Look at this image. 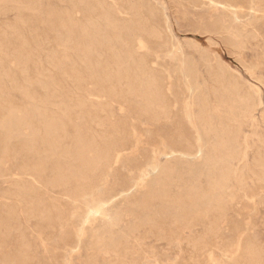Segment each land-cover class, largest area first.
<instances>
[{
    "label": "rangeland",
    "instance_id": "obj_1",
    "mask_svg": "<svg viewBox=\"0 0 264 264\" xmlns=\"http://www.w3.org/2000/svg\"><path fill=\"white\" fill-rule=\"evenodd\" d=\"M30 1L0 0V38L2 39L1 43H3L1 48L4 49L0 48V62L10 78V80L8 78L3 82L4 90L2 92L4 95L0 91V95H2L0 96V125L4 121L2 128L0 126V142L3 140V144H0V208L13 209L12 211L10 210L13 215L8 218V227L0 225V264H247L249 254L242 251V253H245L243 256L239 251L240 249H237L236 246L238 241L244 242L249 239L259 252L261 262L264 264V181L261 180L263 173L260 165L261 159H264V0H94V5L92 0ZM66 19L69 20L67 21ZM103 19L104 21H102ZM69 23L70 25H68ZM95 24L100 25L99 28H96L98 26ZM64 25L66 26L64 27ZM81 25L84 27H81ZM155 26L158 27L156 28ZM114 27H116V31ZM149 28L158 29L159 33L156 30L153 32ZM122 29L126 34H124L125 36ZM119 30L122 31L119 32ZM130 30L132 31L130 32ZM74 32L77 33L78 37H76L77 35ZM67 33L73 38V40H70L69 37L71 42L69 40L67 42ZM64 34L65 36L67 35L66 39L64 38L65 41L63 40ZM120 38H122V42ZM93 39L97 45L92 43ZM100 39H103V41L99 42ZM108 40L110 43H108ZM72 41L78 47L72 44ZM86 41L90 42V45L86 44ZM104 43L107 44L105 45ZM101 46H103V49ZM20 55H25L27 58L26 69H22L25 72H22L20 65H16V63H19L16 59L20 58ZM50 56L53 58L51 59ZM106 57H109L108 62L105 59ZM19 58L18 60H20ZM141 59L144 61L140 63ZM101 60L104 66L108 68L110 65L112 69L109 66L108 69L105 67V70L102 71L104 67L100 62ZM89 62L93 66H89ZM106 63L109 65L107 66ZM85 64L88 67H85ZM128 64L131 65L128 66ZM130 66H133L138 74L131 67L132 71ZM186 68L190 70H186ZM69 69L74 72L76 70L77 72H84L83 74L80 72L81 77H79L78 83L73 80L75 79L74 76L69 74L71 72ZM119 69H122V72ZM114 70L115 72H113ZM108 71L112 72V74ZM98 72L102 74L99 75ZM145 72L161 78L163 92H165L171 105L172 113L170 119L162 118L153 122L146 115L139 114L137 105H135L137 104V98L133 95L131 96V93L123 89L126 87L125 78L122 77L124 74L128 77H136V75H143ZM182 72L192 78L197 76L194 80L198 90L204 91L209 95L208 98H210L215 110L217 108L215 105L216 97L214 98L213 96L220 94V92L224 94L225 92L231 93V91V94H227L231 97L235 95L236 98L247 99L245 102V105H247L246 109L250 107L248 110L244 109L243 114L241 113L235 122L232 121L231 123V121L226 120L229 122L230 127L234 130L236 129L237 132L236 145L238 151L232 160V174L228 181V189L234 191L227 202V215L218 224V228L213 232L207 233L206 238L200 242L198 241L205 230V214L198 215L195 221L189 222L191 224L188 223V229L186 227L174 233L172 229L177 226L175 218L168 217L167 219L169 220H166L167 225L162 229L157 225H155L156 228H153L155 226L152 224L140 223L138 221V212L132 209L136 201L135 198H139L142 193L140 184L135 185L136 187L133 185L134 179L138 174L137 167L142 166L144 162V158H142L145 156L144 152L148 154L152 149L160 146V140L164 139V137L169 141L170 145L177 144L179 148L194 149V134H192L188 125H183L187 130L185 135L187 139L177 141L176 138L177 126L180 124L176 121L180 119L181 102L175 104L172 102L175 97L179 99L183 97L181 94L183 89L179 79L182 76ZM115 73L118 75L122 74V81H119L121 82L120 85L119 82L117 83V79L120 80V76L117 79L114 78L117 76ZM11 74L15 77L14 81ZM93 75H98L97 77L101 79ZM114 79L116 80L114 81ZM108 80L111 81L108 82ZM99 85L105 88H108L109 85L110 88L114 86V91L122 90L124 93L121 95H110L107 93L109 88H106V91L105 88ZM226 85H229V87H226ZM232 86L233 88H231ZM223 87L224 89L226 87V89L224 90ZM227 88L229 89L227 90ZM14 107L17 110L18 108L22 109L18 110L21 114ZM88 110L90 111L88 112ZM192 111L194 114L197 113L196 105H193ZM173 112H176L175 116ZM53 113L55 115H52ZM67 115H70L72 122ZM73 115L76 117L73 118ZM51 116L52 118H50ZM8 117L11 118L10 121H7V125L5 121L9 120ZM81 117L82 119H80ZM29 118L33 119V121L31 119L30 121ZM60 119L65 121L66 126L67 121L73 124L70 128V122H68L69 127L67 126L68 132L70 131L69 134L72 132L70 135L68 134L69 138L66 139L69 144L70 140L71 143L73 141V128L74 124L77 123V127L80 128L81 126L86 133L88 132L89 135H86L96 141L107 130H111L107 126L110 121L123 123L127 130L135 131L119 135L120 137H125L127 146L121 150L118 157L119 160L116 163L111 162L113 169L106 173L103 172L104 174L100 173L98 176L100 178L96 179L95 185L93 184L90 187V191L88 189L85 193L83 192L84 196L82 194L75 196L74 200L73 196H68L63 186L52 187L48 185V181L52 178L48 169L41 175L42 178L40 176L37 177L31 164L34 161L35 153L30 150L36 149L40 153L45 151L44 147L46 145L43 142L52 133V127ZM29 122H32L31 125ZM103 123L106 125H103ZM31 127H34L33 130L35 131ZM98 133L101 135L98 136ZM41 134L45 135L41 136ZM110 135L114 138H119L116 132H112ZM25 136L26 138H24ZM37 139L38 141L36 142ZM132 140L134 145H132ZM20 143H22V146ZM143 149L146 150L144 151ZM138 150L144 152L142 153ZM2 151H4L3 155L5 153L7 155L3 156ZM3 158L4 160L1 161ZM165 159L161 157V162H164ZM28 164L29 166H27ZM117 167H119L118 171ZM31 169H33V172ZM239 176L240 178H238ZM31 177H33L35 182ZM43 181L44 184H42ZM26 183L27 185L32 184L38 190L37 194L41 198H39V204H34L36 208L32 204L33 210L35 209L36 211H31L32 213L29 214L27 212L28 205L26 204L28 202L26 199L30 200L29 197L33 195L22 189ZM201 183L205 185L204 178H202ZM20 192L21 194L23 192L26 194L21 195ZM98 199L101 201H98ZM90 200L95 202L92 203ZM108 203L112 207L109 218L105 219L106 221L104 220L106 223L96 219L95 215L90 213V210L96 204L109 205ZM161 203L159 199L154 200L156 210L162 208L164 204ZM46 205L49 206L46 207ZM54 205L57 206V209ZM59 207L61 208L60 210ZM65 207L67 210H65ZM44 209H46L45 212ZM131 213L133 217L129 216ZM133 218L136 219L134 220ZM110 219L113 220L109 221ZM117 219L120 220V223ZM61 221H64V226ZM102 225L105 226L103 227ZM148 225H152V228ZM166 227L169 228L166 230ZM96 228L99 229L97 230ZM97 231L100 234L96 235ZM194 239H198V241L195 240L194 242ZM119 241L122 242L121 245ZM111 244H116L117 246ZM113 246L115 249H113ZM10 254H14V256ZM17 254L21 256L18 257L19 255ZM3 257H6V259ZM11 257L12 259H10ZM1 258L7 260V262ZM13 261L16 262L10 263Z\"/></svg>",
    "mask_w": 264,
    "mask_h": 264
},
{
    "label": "bare ground",
    "instance_id": "obj_2",
    "mask_svg": "<svg viewBox=\"0 0 264 264\" xmlns=\"http://www.w3.org/2000/svg\"><path fill=\"white\" fill-rule=\"evenodd\" d=\"M32 1V0H31ZM30 1V2H31ZM80 1V0H79ZM93 1V5L95 4L94 0ZM29 2V1H28ZM34 2V1H33ZM136 3V2H135ZM30 4V3H27ZM26 4V5H27ZM32 4V3H31ZM97 4V3H96ZM33 5V4H32ZM92 5V6H93ZM232 5V4H231ZM96 6V5H95ZM129 6V5H128ZM140 6V5H139ZM29 7V6H28ZM27 7V8H28ZM36 7V6H35ZM38 8V7H37ZM42 8V6H41ZM129 8V7H128ZM139 8V7H138ZM34 9V8H33ZM140 10V9H139ZM111 11V10H110ZM109 11V12H110ZM228 12V11H227ZM231 12V11H230ZM35 13V12H34ZM232 13V12H231ZM140 14V13H139ZM152 14V13H151ZM233 15V14H232ZM113 16V15H112ZM103 17V16H102ZM110 17V16H108ZM139 17V16H138ZM104 19H106L105 17H103ZM104 19L102 21H104ZM116 19V18H115ZM238 20V18H236ZM62 20V19H61ZM60 20V21H61ZM65 20V19H64ZM67 20V19H66ZM69 20V19H68ZM67 20V21H68ZM112 20V19H111ZM110 20V21H111ZM57 21V20H56ZM58 22V21H57ZM112 22V21H111ZM120 22V21H119ZM63 23V20H62ZM100 23V22H99ZM58 24V23H57ZM56 24V25H57ZM64 24V23H63ZM66 24V23H65ZM98 24V23H97ZM122 24V23H121ZM124 24V23H123ZM70 25V23L68 24ZM73 25L75 26L74 22ZM80 25V24H79ZM96 25V24H95ZM147 25V24H146ZM59 26V25H58ZM62 26V25H61ZM66 25H64L65 27ZM72 26V25H71ZM94 26V25H93ZM98 26V25H96ZM100 26V25H99ZM96 27V28H99ZM110 26V25H109ZM108 26V27H109ZM116 26V25H115ZM53 27V26H52ZM80 27V26H79ZM81 27H84L81 25ZM121 27V25H120ZM156 27V26H155ZM158 27V26H157ZM156 27V28H157ZM67 28V27H66ZM73 28V27H72ZM86 28V27H85ZM84 28V29H85ZM103 28V27H102ZM115 31H116V27H114ZM123 28V27H122ZM74 29V28H73ZM82 29V28H79ZM88 29V28H87ZM101 29V28H100ZM119 29V28H118ZM128 29V28H126ZM125 29V30H126ZM131 29V28H130ZM140 29V28H139ZM151 29V28H149ZM60 30V29H59ZM67 30V29H66ZM71 30V29H69ZM97 30V29H96ZM123 30V29H122ZM122 30H119V32H121ZM153 30V29H151ZM156 30V29H155ZM153 30V32L155 31ZM72 31V30H71ZM78 31V30H76ZM81 33V30H79ZM86 31V30H84ZM101 31V30H100ZM132 30H130L131 32ZM134 31V30H133ZM158 33V29L156 30ZM68 32V31H67ZM97 32V31H96ZM118 32V31H117ZM139 32V31H138ZM152 32V33H153ZM66 33V32H65ZM76 33V32H74ZM127 33V32H126ZM135 33V31H134ZM157 33V34H158ZM100 34V33H99ZM114 34V33H112ZM125 34L124 30H123V35ZM151 34V33H150ZM156 34V35H157ZM68 35V33H67ZM66 35V36H67ZM77 35V33H76ZM119 35V34H118ZM126 35V34H125ZM124 35V36H125ZM129 35V34H128ZM127 35V36H128ZM136 35V34H134ZM59 36H61V34H59ZM65 36V34H64ZM63 36V40L64 38L66 39V36ZM73 36V34H72ZM87 36V35H86ZM117 36V35H116ZM155 36V33H154ZM1 37V36H0ZM24 37V36H23ZM70 34L67 36V42L69 40ZM75 37V36H74ZM78 37V35L76 36ZM118 37V36H117ZM131 37V36H129ZM136 37V36H133ZM61 38V37H60ZM70 37V40H73V38ZM83 38V37H82ZM88 38V37H87ZM86 38V39H87ZM94 38V37H93ZM97 38H99L97 36ZM85 39V38H83ZM89 39V38H88ZM96 39V38H95ZM114 39H116L114 37ZM119 39V37H118ZM121 42H122V38ZM134 39V38H133ZM59 40V38H58ZM69 40V41H70ZM82 40V39H81ZM80 40V41H81ZM91 41V39H89ZM88 40V41H89ZM101 40L103 41V39H100L99 42H101ZM137 40V39H136ZM2 39L0 38V48L2 47L3 43H1ZM65 41V40H64ZM75 41V39H74ZM77 41V40H76ZM106 42V40H104ZM124 41V40H123ZM134 41V40H133ZM175 41V40H174ZM60 42V41H59ZM58 42V43H59ZM71 42V41H70ZM73 42V41H72ZM82 42V41H81ZM87 42V41H86ZM115 42V40H114ZM112 42V43H114ZM119 42V41H118ZM126 42V41H124ZM137 42H139L137 40ZM62 43V40H61ZM94 44H96V42H93ZM108 43H110V41L108 40ZM117 43V41L115 42ZM120 43V42H119ZM127 43V42H126ZM68 44V43H67ZM72 44L75 45V43L73 42ZM71 44V45H72ZM83 44V42H82ZM86 44L90 45V42H87ZM85 44V45H86ZM103 44V43H102ZM105 44V43H104ZM107 44V43H106ZM105 44V45H106ZM65 45V44H64ZM63 45V46H64ZM77 45V44H76ZM75 45V46H76ZM97 45V44H96ZM101 45V44H100ZM113 45V44H112ZM122 45V44H121ZM67 46V45H66ZM81 46V45H80ZM79 46V47H80ZM84 46V45H83ZM88 46V45H87ZM93 46V45H92ZM104 46V45H103ZM101 46V48L103 47ZM108 46H110L108 44ZM126 46V45H125ZM128 46V44H127ZM78 47V45H77ZM114 47V46H111ZM120 47V46H119ZM123 47V46H122ZM134 47V46H133ZM143 47V46H142ZM5 48V47H4ZM72 48V47H71ZM74 48V46H73ZM72 48V49H73ZM83 48V47H82ZM89 49V47H87ZM91 48V46H90ZM106 48V47H105ZM109 48V47H108ZM125 48V47H124ZM135 48V47H134ZM3 49V48H1ZM80 49V48H79ZM103 49V48H102ZM4 50V49H3ZM74 50V49H73ZM94 50V49H93ZM107 50V49H106ZM112 50V49H111ZM114 50V49H113ZM176 50V49H175ZM2 51V50H1ZM78 51V48H77ZM84 51V50H82ZM86 51V48H85ZM97 51H99L97 49ZM119 51V50H118ZM75 52V51H74ZM89 52H91L89 50ZM117 52V51H115ZM54 54V52H52ZM79 53V52H78ZM82 53V52H80ZM84 53V52H83ZM94 53V52H93ZM92 53V54H93ZM103 53V52H102ZM120 53V52H119ZM130 53V52H129ZM135 53V52H134ZM86 54V53H85ZM88 54V53H87ZM110 54V53H109ZM131 54V53H130ZM19 55V54H18ZM50 55V54H49ZM77 55V54H76ZM80 55V54H79ZM94 55V54H93ZM111 55V54H110ZM113 55V54H112ZM21 56V55H20ZM53 56V55H51ZM50 58L52 59L53 57ZM57 56V55H56ZM85 56V55H84ZM92 56V55H91ZM17 57V56H16ZM89 57V55H88ZM94 57V56H93ZM19 58V57H18ZM18 58L16 59V61H19V63H16V65H20L21 70L22 69H26V64H27V58L24 56H21L18 60ZM59 58V56H58ZM92 58V57H91ZM109 58V57H108ZM108 58L106 57L105 59H107L106 61L108 62ZM115 58V57H114ZM113 58V59H114ZM119 58V57H118ZM50 59V60H51ZM89 59V58H86ZM84 59V60H86ZM95 60V57L93 58ZM100 59V57H99ZM98 59V60H99ZM112 59V58H110ZM109 59V60H110ZM117 59V58H116ZM120 59V58H119ZM118 59V60H119ZM127 59V58H126ZM125 59V61H126ZM55 60V59H54ZM80 60V59H79ZM93 60V61H94ZM104 60V59H103ZM124 60V59H123ZM191 60V59H190ZM87 61V60H86ZM129 61V60H128ZM142 59L140 60L141 63ZM144 61V60H143ZM142 61V62H143ZM85 62V61H84ZM102 63V60L100 61ZM112 62V60H111ZM118 62V61H116ZM184 62V61H183ZM82 63V62H81ZM89 66L91 65V62H89ZM95 63V62H93ZM98 63V62H97ZM121 63V62H120ZM123 63V61H122ZM146 63V62H145ZM192 63V62H191ZM84 64V63H83ZM88 64V63H87ZM107 66L109 65L108 63H106ZM119 64V63H118ZM186 64V63H184ZM183 64V65H184ZM26 65V66H25ZM63 65V64H61ZM60 65V66H61ZM98 65V64H97ZM104 69L105 67L104 64L102 63ZM131 64H128V66ZM140 65V64H139ZM147 65V64H146ZM187 65V64H186ZM185 65V66H186ZM85 67L86 64L84 65ZM93 66V65H91ZM101 66V65H99ZM110 66V65H109ZM108 66V68H109ZM113 66V65H112ZM119 66V65H118ZM179 66V65H178ZM188 66V65H187ZM186 66V67H187ZM64 68V66H62ZM78 67V66H77ZM95 67V66H94ZM98 67V66H97ZM101 66V68H103ZM111 67V66H110ZM127 67V66H126ZM125 67V68H126ZM133 68V66H130V68ZM184 67V66H183ZM62 68V69H63ZM70 68V67H69ZM73 68V67H72ZM93 68V67H92ZM107 68V67H106ZM107 68V69H108ZM122 68V67H120ZM124 68V67H123ZM122 68V69H123ZM131 68V70H132ZM188 68H190L188 66ZM186 68V70L188 69ZM66 69V67H65ZM71 69V68H70ZM69 69V70H70ZM77 69V68H76ZM79 69V68H78ZM91 69V67H90ZM89 69V70H90ZM94 69V68H93ZM112 69V67H111ZM122 69L121 70L122 72ZM134 69V68H133ZM142 69V68H140ZM68 70V67H67ZM65 70V71H67ZM97 70V69H96ZM127 70V69H126ZM144 70V69H143ZM180 70V69H179ZM190 70V69H188ZM24 70H22L23 72ZM63 71V70H62ZM71 71V70H70ZM80 71V70H79ZM91 71V70H90ZM130 71V69H129ZM133 71V70H132ZM136 71V69H134V72ZM146 71V70H145ZM194 71V70H193ZM25 72V71H24ZM69 72V71H68ZM67 72V73H68ZM81 72V71H80ZM80 72H74L71 71L69 74L72 76H74L75 79H73L76 83H78L79 81V77H81ZM94 72V71H93ZM93 72H91V74H93ZM100 72V70H99ZM98 72V73H99ZM109 72V71H108ZM115 72V70L113 71ZM119 72V71H118ZM127 72V71H126ZM142 72V71H141ZM181 72V70H180ZM191 72V71H190ZM65 73V72H64ZM82 74L84 72H81ZM95 73V72H94ZM107 73V72H105ZM110 73V72H109ZM137 73V71H136ZM135 73V74H136ZM86 74V73H85ZM102 73H99V75ZM112 74V72L110 73ZM116 74V73H115ZM113 74V75H115ZM131 74V73H130ZM134 74V75H135ZM138 74V73H137ZM142 74V73H140ZM155 74V73H154ZM190 74V73H189ZM194 74V73H193ZM192 74V76H194ZM12 75V74H11ZM68 75V74H67ZM95 75V74H94ZM93 75V76H94ZM117 76L114 77L117 79V77L120 78L117 79V83L119 81H122V77H124L125 79V86L123 89L128 91L129 93H131V96L133 95L135 98H137V110L139 112V114H143L146 115L150 120L154 121H158L159 119L165 118V119H170L171 118V113L172 110L170 109V103L168 101V98L165 95V92H163L162 89V82H161V78L159 76L153 75L152 73L149 74L147 72H145L143 75H136V77L132 76V77H128L126 76V74H124L122 76L116 74ZM132 75V74H131ZM180 75V74H179ZM86 76V75H85ZM98 76V75H97ZM94 76V77H97ZM104 76V75H103ZM122 76V77H121ZM196 76V75H195ZM88 77V76H87ZM87 77H85L86 79H88ZM111 77V76H110ZM9 75L7 74L5 68L2 66L1 62H0V91L3 94V90H4V80L8 79ZM14 75H12V80L14 79ZM91 78V77H89ZM98 79H101L99 77H97ZM96 78V79H97ZM104 78V77H103ZM195 78V77H194ZM194 78L190 77V75L185 74L184 72H182V76L179 77L180 79V84L182 86V91L181 94L183 95V97L181 99L179 98H174L173 100V104L181 102V108H180V119L177 120L178 124V128H177V134H176V138L177 141L183 140V139H187L186 138V128L183 126L184 124L188 125L192 131V134H194L193 138H194V149H186V148H179V145L175 144V145H170L168 142V140H166V138L164 137V139L160 140V146H157L155 149H152L150 151V153L146 154L144 151L143 152L141 150H138L139 152L141 151L143 154H145V156H143L142 158H144V162L142 163V166H138L137 167V176L134 179V185H141V190L142 193L139 196V198H135V202L132 206V209L134 211L138 212V216H139V222L142 224L145 223H149L152 225H157L159 226L161 229L167 225V221L169 220L167 219L168 217H173V219L175 218L177 221V226L176 228L172 229V232L176 233L179 230H182L184 228L187 227L188 223L191 221H195L196 218H198V215L201 214H205V219L204 220L206 222L205 225V230L203 232V236L200 237L199 241L198 239H194L197 240L198 242L203 241V239L206 238V234L213 232L214 230H216V228H218V224L220 222L223 221V219L225 218L226 214V210H227V202L228 199L230 197V195H233V191L234 190H229L228 189V181L231 177L232 174V168H231V163L233 158L236 156L238 148L236 145V137H237V132L236 129L234 130L232 127H230V124L228 121H236V118L239 117V115L244 111V109H246L245 102L246 100L244 98H236V96H230L227 93L229 92H225L224 94H221L222 92H220V94L213 96L216 100V110L213 108V105L210 101V98H208L209 95H207L206 92L204 91H199L198 87L196 85V82L194 80ZM197 78V76H196ZM195 78V79H196ZM82 79V78H81ZM95 79V80H96ZM114 79V81L116 80ZM221 79V78H220ZM10 80V78H9ZM91 80V79H90ZM14 81V80H13ZM12 81V82H13ZM111 80H108V82ZM92 82V81H91ZM106 82V81H105ZM113 82V80H112ZM104 83V82H103ZM111 83V82H110ZM17 84V82H16ZM96 84V83H94ZM100 84V83H99ZM102 84V83H101ZM109 84V83H107ZM121 84V82H119V85ZM224 84V83H223ZM13 85H15L13 83ZM13 85H11L13 87ZM104 85V84H103ZM115 85V84H114ZM18 86V85H16ZM100 86V85H99ZM102 86V85H101ZM100 86V87H101ZM229 87V85H226V87ZM117 88H120L119 86H116ZM115 87V89H116ZM225 87V89H226ZM102 88H105L104 86H102ZM107 88V87H106ZM105 88V89H106ZM109 88V89H108ZM108 91L107 93H109L110 95H121L124 93V91L122 90H113V88H110V85L108 86ZM233 88V86L231 87ZM101 89V88H100ZM104 89V91H105ZM121 89V88H120ZM224 89V87H223ZM224 89V90H225ZM229 88H227L228 90ZM236 89V88H235ZM102 90V89H101ZM202 90V88H201ZM220 90H222L220 88ZM233 90V89H232ZM118 91V92H116ZM120 91V92H119ZM125 91V92H126ZM223 91V90H222ZM235 91V90H233ZM5 92V91H4ZM97 92V91H96ZM232 93V91H231ZM229 93V94H231ZM237 93V91H236ZM106 94V92H105ZM239 94V93H238ZM237 94V95H238ZM4 95V94H3ZM2 96V95H0ZM246 96V94H245ZM247 97L249 98V96L247 95ZM212 100V99H211ZM249 100V99H248ZM252 100V97H251ZM80 101V100H79ZM65 102V101H64ZM213 102V101H212ZM66 103V102H65ZM63 103V104H65ZM248 104V102H247ZM12 105V104H11ZM66 105V104H65ZM193 105H196L197 107V113L194 114L192 111V107ZM252 105V104H251ZM62 107V106H61ZM68 107V106H67ZM71 107V106H70ZM15 108V107H14ZM34 106L32 107L33 110ZM69 108V107H68ZM250 109V107H248ZM248 108L246 110H248ZM8 109V108H7ZM16 109V108H15ZM31 109V108H30ZM70 109V108H69ZM10 110V109H9ZM14 110V109H13ZM17 110V109H16ZM18 110H22L20 108H18ZM17 110V112H18ZM65 110V109H64ZM84 110V109H83ZM24 111V110H23ZM46 111V110H45ZM62 111V110H61ZM71 111V110H70ZM90 110H88L89 112ZM12 112V111H11ZM15 112V111H14ZM16 112V113H17ZM28 112V111H27ZM26 112V113H27ZM63 112V111H62ZM69 112V110H68ZM93 112V111H92ZM6 113V112H5ZM20 113V112H18ZM23 113V112H22ZM26 113H25V117H26ZM71 113V112H70ZM176 112H173V115L175 116ZM10 114V113H9ZM21 114V113H20ZM43 114V113H42ZM46 114V113H45ZM87 114V113H86ZM92 114V113H91ZM96 114V113H95ZM138 114V115H139ZM243 114V113H242ZM19 115V114H18ZM52 115H55L54 113ZM57 115V114H56ZM79 115V114H78ZM84 115V114H83ZM227 115V116H226ZM24 116V114H23ZM38 116V115H36ZM50 116V115H49ZM58 116V115H57ZM63 116V115H62ZM66 116V115H65ZM80 116V115H79ZM87 116V115H86ZM94 116V115H93ZM96 116V115H95ZM4 117V116H3ZM7 117V116H6ZM68 119H70V115H67ZM72 117V116H71ZM76 117V116H75ZM73 115V118H75ZM97 117H99L97 115ZM145 117V116H144ZM9 118V117H8ZM11 118V117H10ZM6 120V124L8 125ZM15 118V117H14ZM24 119V117H22ZM27 118V117H26ZM49 118V117H48ZM52 118V116L50 117ZM58 118V117H57ZM62 118V117H61ZM86 118V117H83ZM88 118V117H87ZM93 118V117H90ZM4 119V118H3ZM31 118H29L30 120ZM35 119V118H34ZM55 119V116H54ZM82 119V117L80 118ZM95 119V118H94ZM93 119V120H94ZM148 119V120H149ZM174 119V117H173ZM264 119V118H263ZM17 120V119H16ZM27 120V119H26ZM33 121V119H31ZM30 120V121H31ZM48 120V119H47ZM56 120V119H55ZM79 120V119H78ZM98 120V118H97ZM106 120V119H105ZM228 120V121H226ZM12 121V120H11ZM37 121V119H36ZM42 121V120H41ZM49 121V120H48ZM71 121V119H70ZM67 121V126L69 125ZM100 121V120H99ZM98 121V122H99ZM4 121H2L3 123ZM16 122V121H15ZM23 122V121H22ZM40 122V121H39ZM50 122V121H49ZM72 122V121H71ZM70 122V128H71V124ZM81 120L79 121L80 124ZM101 122V121H100ZM2 123H1V128H2ZM26 123V122H25ZM32 123V122H31ZM31 123L29 122V124L31 125ZM38 123V122H36ZM75 123V122H74ZM85 123V122H82ZM96 123V122H95ZM10 124V123H9ZM14 124V123H13ZM21 124V123H20ZM23 124V123H22ZM49 124V123H47ZM78 124V123H77ZM77 124H74V128H73V141L71 143L70 140V144L67 143L66 139L69 138L68 136L72 133L69 134L68 132V127L65 125V121L60 119L59 122L52 127V133L49 135V137L45 140V145L46 147H44L45 151L40 153L38 152L36 149H31L30 151H34L35 153V158L34 161H32V167L35 170V173L38 176L41 177V175L44 173L45 170H49L51 172L52 178L48 181V185H51L52 187L54 186H63L65 188V191L67 192L68 196L71 197L73 196V200L75 199V196H78L80 194L83 195V192L85 193V191H87L89 189L90 191V187L94 184L95 185V181L98 178V176L100 175V173H106L108 172L110 169L112 170L113 167L111 166V162H117L118 157L120 155L121 150L125 149V146H127L126 141H125V137H120L121 135H125L127 134V132L132 131L135 132L133 130H127V127L125 125H123V123H115V122H109L107 123L108 129H111L110 131L112 132H116L119 136V138H114L112 137L110 134L112 132L108 131L106 133H104L103 131V135H99L100 139L98 141H96L95 139L87 136L86 134H88V132L86 133L84 131L83 128L77 127ZM102 124V123H101ZM105 123H103L104 125ZM24 125V124H23ZM26 125V124H25ZM36 125V124H35ZM32 125V126H35ZM50 125V124H49ZM76 125V127H75ZM88 125V123H87ZM85 125V126H87ZM106 125V124H105ZM11 126V125H10ZM39 126V125H37ZM41 126V125H40ZM46 126V125H45ZM51 126V125H50ZM79 126V125H78ZM84 126V125H83ZM82 126V127H83ZM100 126V125H99ZM233 126V125H232ZM240 126V125H239ZM27 127V126H26ZM25 127V128H26ZM36 127V126H35ZM241 127V126H240ZM5 128V127H4ZM3 128V129H4ZM23 128V127H22ZM32 128V127H31ZM38 128V127H37ZM36 128V129H37ZM44 128V126H43ZM14 129V128H13ZM34 129V127L32 128V130ZM46 129V128H45ZM48 129V128H47ZM163 129V128H162ZM7 131V129H5ZM9 130V128H8ZM11 130V129H10ZM20 130V129H19ZM22 130V129H21ZM39 130V129H38ZM44 130V129H43ZM102 130V129H101ZM105 130V129H104ZM164 130V129H163ZM3 131V130H2ZM16 131V130H15ZM35 131V130H33ZM41 131V130H39ZM39 131H37L39 133ZM48 131V130H47ZM46 131V132H47ZM90 131V130H89ZM173 131V130H172ZM176 131V130H175ZM239 131V130H238ZM22 132V131H21ZM36 132V133H37ZM96 132V130H95ZM101 132V133H102ZM3 133V132H2ZM32 133V132H30ZM35 133V132H34ZM94 133V132H93ZM69 134V135H68ZM91 134V133H90ZM115 134V133H114ZM20 135V134H18ZM28 135V133H27ZM30 135V134H29ZM35 135V134H33ZM32 135V136H33ZM38 135V134H36ZM45 135V134H41ZM89 135V134H88ZM93 135V134H92ZM96 135V133H95ZM113 135V134H112ZM24 136V135H23ZM30 136V137H32ZM40 136V137H41ZM97 136V137H98ZM116 136V135H115ZM134 136V135H133ZM148 136V135H147ZM166 136V135H165ZM38 137V136H37ZM95 137V136H93ZM260 137V136H259ZM1 138V137H0ZM4 138V137H3ZM21 138V137H20ZM26 138V136L24 137ZM147 138V137H146ZM262 138V136H261ZM23 139V138H22ZM71 139V138H70ZM263 139V138H262ZM261 139V140H262ZM69 140V139H68ZM138 140V139H137ZM260 140V139H259ZM264 140V139H263ZM3 142V140H1ZM38 141V139L36 140V142ZM2 142H0V144H3ZM23 142V140H22ZM32 142V141H31ZM129 142V141H128ZM135 142V141H134ZM147 142V141H146ZM260 142V141H259ZM12 143V141H11ZM136 143V142H135ZM149 143V141H148ZM5 144V143H4ZM22 146V143H20ZM137 144V143H136ZM7 145H8V141H7ZM19 145V144H18ZM24 145V143H23ZM44 145V144H43ZM132 145L133 144V140H132ZM11 146V145H9ZM8 146V147H9ZM20 146V145H19ZM28 146V143H27ZM34 146V145H33ZM35 147V146H34ZM38 147V144H37ZM40 147V146H39ZM7 148V147H6ZM5 148V149H6ZM41 148V147H40ZM22 149V148H21ZM30 149V148H28ZM39 149V148H37ZM141 149V148H140ZM2 150V148H1ZM7 150V149H6ZM10 150V149H9ZM14 150V149H13ZM20 150V149H19ZM32 151V152H33ZM2 151V155H3ZM26 152V151H25ZM28 152V151H27ZM131 152V151H130ZM31 153V152H30ZM6 154V153H5ZM4 154V155H5ZM13 154V153H12ZM29 154V153H27ZM134 154V153H133ZM140 154V153H139ZM138 154V155H139ZM3 155V156H4ZM7 155V154H6ZM10 155V152H9ZM25 155V154H24ZM130 155V154H128ZM137 155V157H138ZM11 156V155H10ZM27 156V155H26ZM31 156V155H30ZM135 156V155H134ZM25 157V156H24ZM28 157V156H27ZM161 157L166 158L164 162H161ZM30 158V157H28ZM25 158V159H28ZM126 158V156H125ZM135 158V157H134ZM255 158V157H254ZM262 158V157H261ZM6 159V158H5ZM8 159V157H7ZM127 159V158H126ZM4 158L1 160L3 161ZM125 160V159H124ZM31 161V160H30ZM26 162V161H24ZM2 163V162H1ZM30 164V165H31ZM127 164V163H126ZM125 164V165H126ZM25 165V164H24ZM22 165V166H24ZM135 165V164H134ZM260 165L262 168V173H263V178L261 180L264 181V159H261L260 161ZM29 166V164L27 165ZM125 167V166H124ZM22 168V167H21ZM20 168V169H21ZM28 168V167H27ZM132 168V167H131ZM25 169V168H24ZM31 169V171L33 170ZM115 169V167H114ZM119 167H117V171H118ZM27 170V169H26ZM127 170V169H126ZM131 170V169H130ZM24 171V170H23ZM28 171V170H27ZM26 171V172H27ZM30 171V170H29ZM115 171V170H114ZM25 172V173H26ZM33 172V171H32ZM24 173V172H23ZM34 173V174H35ZM103 173V174H104ZM113 173V172H112ZM119 173V172H118ZM27 174V173H26ZM35 175V176H36ZM46 175V174H44ZM117 175V174H115ZM121 175V174H120ZM237 175V174H236ZM106 176V175H105ZM134 176V175H133ZM132 177V176H131ZM260 177V176H257ZM42 178V177H41ZM45 178V177H43ZM100 178V177H99ZM98 178V179H99ZM116 178V177H115ZM202 178H204L205 180V185H203L201 183ZM240 178V176L238 177ZM32 180L33 177H31ZM46 179V178H45ZM107 179V178H106ZM30 180V181H32ZM38 180V179H37ZM115 181V180H114ZM29 182V181H28ZM35 182V180H34ZM99 182V181H98ZM117 182V181H116ZM38 183V182H37ZM114 183V182H113ZM44 184V181L43 183ZM240 184V182H239ZM25 185V184H24ZM35 185V184H34ZM47 185V184H46ZM100 185V183H99ZM115 185V184H114ZM23 186V185H22ZM131 186V185H130ZM136 187V186H135ZM63 188V189H64ZM96 188V187H95ZM101 188V187H100ZM103 188V186H102ZM23 190H25L26 192L31 193L33 196L29 197L30 200H27L26 202L28 205L27 208V212L32 213L34 210L33 208H36V205L39 204L40 202V195L37 194L38 190L35 189V187L32 184H28L26 183L25 186L22 187ZM21 189V190H22ZM107 189V188H105ZM233 189V188H232ZM92 190V188H91ZM110 190V189H109ZM108 190V191H109ZM112 190V189H111ZM19 191V188H18ZM63 193V192H62ZM89 193V192H88ZM104 193V191H103ZM107 193V192H106ZM110 193V192H109ZM114 193V192H113ZM132 193V192H131ZM18 194V193H17ZM21 194V192H20ZM22 194H26L25 192H23ZM21 194V195H22ZM87 194V193H86ZM116 194V193H115ZM121 194V193H120ZM126 194V193H125ZM38 195V196H36ZM81 195V196H82ZM109 195V194H108ZM129 195V194H127ZM84 196V195H83ZM105 196V194H104ZM117 196V194H116ZM114 195V197H116ZM80 197V196H79ZM101 197V195H100ZM40 198V199H39ZM78 198V197H77ZM102 198V197H101ZM106 198V197H105ZM80 199V198H78ZM77 199V200H78ZM97 199V198H95ZM104 199V198H103ZM102 199V200H103ZM111 199V198H110ZM159 199L162 203L164 204L162 206V208L160 210H156L155 208V204H154V200ZM71 200V198H70ZM134 200V199H132ZM231 200V199H230ZM229 200V201H230ZM91 201V200H90ZM98 201H101L98 199ZM109 201V200H108ZM113 201V200H112ZM232 201V200H231ZM49 202V201H48ZM52 202V201H51ZM82 202V201H81ZM92 203H94L95 201H91ZM106 202V201H105ZM115 202V201H114ZM247 202V201H246ZM74 203V202H73ZM80 203V202H79ZM89 203V202H87ZM91 203V204H92ZM23 204V203H22ZM32 204L34 206V204H36L34 207H32ZM54 204V202H53ZM52 204V205H53ZM109 205H99L96 204L91 210L90 213L92 215H95L94 217H96V219L100 220V221H104L105 219H108L110 216V209L112 207V205L110 203H108ZM129 204V203H128ZM50 205V204H49ZM49 205H46L49 206ZM60 205V204H59ZM78 205V204H77ZM132 205V204H130ZM56 206V205H54ZM58 206V204H57ZM56 206V209H57ZM92 206V205H91ZM89 206V207H91ZM246 206V205H245ZM73 207V206H72ZM79 207V206H77ZM82 207V206H81ZM128 207V205H127ZM80 208V207H79ZM124 208V207H123ZM48 209V208H47ZM61 208L59 207V210ZM76 209V208H75ZM130 209V208H128ZM131 209V210H132ZM13 209L10 208H0V225H4L3 227H8L7 225V221L8 218H10L13 214L11 211ZM24 210V209H23ZM46 209H44L45 212ZM58 210V211H59ZM65 210H67V208L65 207ZM77 210V209H76ZM80 210V209H79ZM83 210H85L83 208ZM121 210V209H120ZM124 210V209H123ZM126 210V209H125ZM32 211V212H31ZM36 211V210H35ZM62 211V210H61ZM60 211V212H61ZM73 211V210H72ZM86 211V210H85ZM84 211V212H85ZM14 212V211H13ZM40 212V211H37ZM87 212V211H86ZM113 212V211H112ZM117 212V211H116ZM128 212V211H127ZM24 213H26V211H24ZM43 213V212H42ZM77 213V212H76ZM124 213V212H122ZM121 213V215H122ZM133 213V212H132ZM129 214V216H132ZM4 214V215H3ZM27 214V213H26ZM39 215V213H37ZM62 214V213H61ZM79 214V213H78ZM116 214V213H115ZM134 214V213H133ZM63 215V214H62ZM112 215H114L112 213ZM118 215V214H117ZM49 216V215H48ZM51 216V215H50ZM91 216V215H90ZM124 216V215H123ZM126 216V215H125ZM136 216V215H135ZM47 217V216H46ZM53 217V214H52ZM63 217V216H62ZM69 217V215H68ZM67 217V219H68ZM133 217V216H132ZM15 218V217H14ZM41 218V217H40ZM49 218V217H48ZM77 218V217H76ZM91 218V217H89ZM93 218V217H92ZM112 218V217H111ZM116 218V217H115ZM118 218V216H117ZM122 218V217H121ZM12 219V218H11ZM43 219V218H42ZM50 219V218H49ZM52 219V218H51ZM58 219V218H57ZM66 219V218H65ZM120 219V218H119ZM117 219V221L119 220ZM134 219V218H133ZM132 219V220H133ZM136 219V218H135ZM134 219V220H135ZM113 219H110L109 221H111ZM130 220V219H129ZM131 220V221H132ZM201 220V218H200ZM44 221V220H43ZM88 221V220H87ZM99 221V222H100ZM106 221V220H105ZM104 221V222H105ZM108 221V220H107ZM137 221V220H136ZM135 221V223H137ZM175 221V220H174ZM175 221V222H176ZM62 222V221H61ZM64 222V221H63ZM62 222V223H63ZM98 222V223H99ZM101 222V224H102ZM59 223V222H58ZM67 223V222H66ZM97 223V222H96ZM106 223V222H105ZM103 223V224H105ZM110 223V222H109ZM120 223V220H119ZM61 224V223H59ZM85 224V223H84ZM117 224V223H116ZM126 224V223H125ZM130 227H131V223L129 222ZM138 224V223H137ZM136 224V226H137ZM191 224V223H189ZM196 224V223H195ZM96 225V224H95ZM152 225L149 226L152 228ZM173 225V224H172ZM171 225V226H172ZM62 226V224L60 225ZM59 226V227H60ZM64 226V223H63ZM81 226V225H80ZM97 226V225H96ZM103 227L105 225H102ZM107 226V225H106ZM113 226V224H112ZM116 226V225H115ZM134 226V225H132ZM139 226V224H138ZM169 226V225H168ZM98 227V226H97ZM100 227V226H99ZM119 227V226H117ZM95 228V227H94ZM113 228V227H112ZM111 228V230H112ZM115 228V227H114ZM129 228V227H128ZM145 228V226H144ZM153 228H156L153 227ZM169 228V227H168ZM167 227L165 228L166 230L168 229ZM172 228V227H171ZM60 229V228H59ZM82 229V228H81ZM97 230L99 228H96ZM104 229V228H103ZM127 229V228H126ZM150 229V228H149ZM164 229V230H165ZM188 229V227H187ZM236 229V228H235ZM106 230V229H105ZM103 230V231H105ZM130 230V229H129ZM134 230V229H132ZM171 230V229H170ZM203 230V229H202ZM110 231V230H109ZM114 231V229H113ZM122 231V230H121ZM128 231V230H127ZM151 231V230H150ZM155 231V230H154ZM162 231V230H160ZM82 233V231H80ZM93 232V231H92ZM112 232V231H111ZM119 232V231H118ZM124 232V231H123ZM157 232V231H156ZM216 232V231H215ZM94 233V232H93ZM104 233V232H103ZM110 233V232H109ZM114 233V232H113ZM125 233V232H124ZM130 233V232H129ZM160 233V232H159ZM170 233V232H169ZM173 233V234H174ZM97 234H100L96 233ZM105 234V233H104ZM107 234V233H106ZM88 235V234H87ZM111 235V234H109ZM120 235V233H119ZM123 235V234H122ZM162 235V234H161ZM172 235V233H171ZM210 235V234H209ZM216 235V234H215ZM84 236V235H83ZM105 236V235H104ZM113 236V234H112ZM115 236V235H114ZM117 236V235H116ZM121 236V235H120ZM119 236V237H120ZM128 236V235H127ZM126 236V237H127ZM80 237V236H79ZM103 237V236H102ZM100 237V238H102ZM124 237V236H123ZM125 237V240H126ZM210 237V236H209ZM97 238V237H96ZM105 238V237H104ZM114 239V237H113ZM120 239V238H119ZM124 239V238H123ZM96 240V239H95ZM99 240V239H98ZM97 240V242H98ZM115 240V239H114ZM121 240V239H120ZM81 241V240H80ZM79 241V242H80ZM101 241V240H100ZM99 241V242H100ZM107 241V240H105ZM196 241V242H197ZM93 242V241H92ZM109 242V241H108ZM107 242V243H108ZM114 242V241H113ZM112 242V243H113ZM116 242V241H115ZM121 242V241H119ZM118 242V245H119ZM96 243V242H95ZM111 243V242H110ZM102 244V243H101ZM100 244V245H101ZM122 244V242L120 243V245ZM92 245V244H91ZM99 245V246H100ZM103 245H105L103 243ZM108 245V244H107ZM110 245V244H109ZM114 245V244H111ZM116 245V244H115ZM114 245V246H115ZM119 245V246H120ZM94 246V245H93ZM113 246V247H114ZM117 246V245H116ZM102 247V246H101ZM108 247V246H107ZM237 249H240L239 251L242 253H248L249 257L247 260V264H262L261 259H260V254L259 252L255 249L254 244L249 240L246 241H238L237 243ZM26 248V247H25ZM28 248V247H27ZM105 248V247H104ZM103 248V249H104ZM118 248V247H117ZM122 248V247H121ZM100 249V248H99ZM102 249V248H101ZM111 249V248H110ZM109 249V250H110ZM115 249V247L113 248ZM112 249V250H113ZM97 250V249H96ZM107 250V249H106ZM116 251V250H115ZM118 251V250H117ZM107 252V251H106ZM105 252V253H106ZM114 252V251H113ZM112 252V253H113ZM119 252V251H118ZM116 253V252H115ZM240 253V254H241ZM245 253H242V255L244 256ZM11 255V254H10ZM19 255V254H17ZM241 255V256H242ZM11 256H14L11 255ZM21 255H19L18 257H20ZM242 256V257H243ZM241 257V258H242ZM4 258V257H3ZM15 258V257H13ZM244 258V257H243ZM2 259V258H1ZM6 259V257L4 258ZM2 259V260H4ZM12 259V257L10 258ZM247 259V258H246ZM17 260V259H16ZM24 260V258H23ZM238 260V259H237ZM1 261V260H0ZM7 262V260H4ZM9 261V259H8ZM239 261V260H238ZM237 261V262H238ZM246 261V260H243ZM16 262V261H15ZM10 262V263H15ZM25 262V261H24ZM88 262V261H87ZM240 262V261H239ZM22 263V262H21ZM241 263V262H240ZM4 264V263H3ZM6 264V263H5ZM25 264V263H24ZM69 264V263H68ZM244 264V263H243Z\"/></svg>",
    "mask_w": 264,
    "mask_h": 264
}]
</instances>
